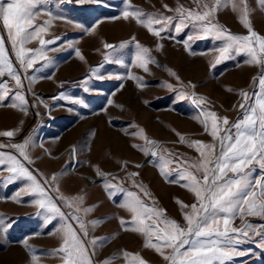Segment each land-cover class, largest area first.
Segmentation results:
<instances>
[{
  "label": "rangeland",
  "instance_id": "1",
  "mask_svg": "<svg viewBox=\"0 0 264 264\" xmlns=\"http://www.w3.org/2000/svg\"><path fill=\"white\" fill-rule=\"evenodd\" d=\"M236 2L239 3V0ZM246 2L253 30L264 36V11L257 0ZM128 4L145 14L163 16L178 15L175 11H167L165 5L173 10L178 5L186 9H197L193 0H128ZM125 7V0H103L101 4L47 0L40 11L51 12L60 17L52 20L47 31L41 34L45 40L59 38L56 43L47 46V55L53 65L40 72L29 70L27 73L38 77L31 85L32 94L27 91L28 81H24L27 115L18 109L0 105V132L15 133L11 138L0 136V143H22L25 138H30L32 146L28 151L33 163L25 164L38 175V179L50 180L55 175L58 179L53 187L59 188V194L65 197L84 196L83 206L93 208L84 219L103 221L95 229H89L91 237L103 239V246L96 249V264H101L106 259H111L113 264H127L122 256L124 251L138 254L145 264H166L154 250L143 246L142 236L121 229L118 218L131 220V215L118 207L124 196L120 193L110 199L102 186L105 181L97 175V170L106 174L111 183H119L125 191L137 192L146 203L151 204L152 200L133 187L128 178L129 173H138L134 178L136 183L147 189L156 206L166 210L168 218L184 225L182 210L175 201L191 205L195 202L194 196L180 186L183 182H168L177 179L175 172L168 177L162 176L155 166L157 161L133 147L145 145V141L138 138L137 133L143 129L147 138L156 141L161 149H168L184 158H198L196 150L181 143L179 137L204 143H212V140L196 119L199 111L191 103V99H180L178 94L194 92L197 98L203 97L207 101L201 105L202 108L216 112L221 118L227 117L232 123L241 117L243 111L238 107L241 103L238 93L243 86L249 84L253 75H259L261 69L246 63L248 58L244 53H233L232 59L223 60L215 68H211V63L220 55L215 49L222 46L221 41H214L212 38L193 39L189 43L191 52L195 54H190L183 43L178 41L185 40L193 33L191 27L184 29L176 39H159L135 20H125L122 17ZM47 19L49 17L42 14L36 23L43 24ZM212 20L233 35H248L231 4L219 10ZM0 34L11 52V44L7 43V30L3 29L2 21ZM162 35H175V24L169 32ZM105 43L115 46L117 51L113 53L112 49H105ZM122 43L127 46L119 49ZM136 43L148 48L156 61L155 64L148 65L147 73L132 64ZM157 44L163 46L159 51ZM39 46V40L35 39L25 47L36 49ZM53 48L56 50L52 51ZM76 50H79L83 60L76 55ZM109 53L122 59L124 64L105 63L104 57ZM12 59L15 61L14 56ZM44 62L40 60L34 67L39 68ZM97 67H100V74L106 77L109 74L126 77L131 71L141 78L144 86L138 87L134 80L126 78H90V70ZM169 72L175 73V76ZM24 75L21 72V76ZM3 79L9 78L5 76ZM9 83L12 87L15 86L14 81ZM190 84L196 87H187ZM164 85H171L174 90H169ZM257 85L258 81H255L243 91L252 93L258 90ZM84 87L89 91H84ZM61 94L70 99H53ZM40 98L48 104V111L39 103ZM72 99L82 100L83 106L72 103ZM214 99L221 105L214 102ZM109 100L112 101L111 104L108 103ZM11 102L7 100L5 103ZM48 114L53 118H49ZM185 132L192 134L187 136L184 135ZM41 142L56 158H50L41 149ZM72 148L75 149L73 153ZM65 150L67 151L62 154ZM5 151L16 154L14 149ZM73 154L76 163H73ZM125 160L140 163V167L129 163L117 174H112L114 170H119ZM176 166L173 163L170 168ZM249 168L253 169L256 178L264 175L260 165L255 162ZM73 172L91 175L96 182H85ZM8 175L10 174L6 171L0 172V178ZM26 184L27 181L9 183L6 186L0 184V220L10 225L6 233H0V264H33V255L38 258L37 264H62L58 256L53 255L61 241L57 235L50 234L59 226V221L54 220L46 225L44 216L40 214L42 210L33 203L36 197L20 191ZM50 194L54 197L58 195L56 192ZM57 203L61 204L60 201ZM62 210L66 213L72 211L66 207H62ZM246 220L254 224L264 223L254 217H247ZM232 226L242 227L241 220L237 218ZM24 241H27L29 250L25 249ZM242 247L250 249L255 255L236 258L235 264H264V251L257 249L254 244H244Z\"/></svg>",
  "mask_w": 264,
  "mask_h": 264
},
{
  "label": "snow or ice",
  "instance_id": "2",
  "mask_svg": "<svg viewBox=\"0 0 264 264\" xmlns=\"http://www.w3.org/2000/svg\"><path fill=\"white\" fill-rule=\"evenodd\" d=\"M79 4H101L103 0H75ZM47 3V0H0V21L3 29L7 30V43L11 44V52L6 47V41L0 34V105L18 109L27 115V100L25 98L24 81H28V92H31V85L38 77L28 75L29 70L40 72L53 65L48 57V45L56 43V39L45 40L42 33H45L51 21L60 17L54 16L51 12H41L40 9ZM197 9H186L178 5L174 10L165 5L167 11H175L177 16H163L161 14H145L139 9H133L128 0H125V9L122 17L136 21L138 25L159 39H176L177 36L189 27L193 33L183 41L185 50L190 54V41L193 39H208L221 41L222 46L215 49L220 53L210 67L215 68L223 60L233 58V53H244L247 56L246 63L257 66L261 69L259 75L254 78L258 81V90L252 93L241 91L242 115L235 122L230 123L227 117H219L216 112L202 108L207 103L203 97L197 98L194 92H180V99H191V103L199 110L196 117L212 140V143L203 141H188L183 136L179 137L181 143L194 148L198 158H184L172 153L168 149H161L160 145L144 134L140 129L138 138L145 141V145L137 146L146 156L150 155L157 163L155 166L164 177L172 172L176 173V180L169 183H180L194 196V203L186 205L176 200L175 202L182 210V218L185 224L168 218L166 210L156 206L147 189L137 184L135 177L138 173L131 172L128 178L132 186L143 193L144 197L152 200L146 203L137 192L125 191L119 183L113 184L108 181L106 174L97 170V175L104 179L102 185L107 191L110 199L122 193L124 199L118 207L126 210L131 215L130 221L119 219L123 231H131L143 238V246L150 248L159 254L166 264H235L236 258H243L255 255L250 249L242 247L244 244H254L257 249L264 251V223H251L247 217L258 218L264 221V175L254 177L253 169L249 168L254 162L260 165L264 171V36L259 35L252 28L249 20L250 10L246 0H193ZM261 10L264 11V0H257ZM232 5V10L239 15V22L247 30L248 35H233L212 18L221 9ZM242 5V7H241ZM47 15L49 19L43 24L36 23L40 15ZM175 24V35L163 36L162 33L169 32ZM158 25L159 27H154ZM39 40V47L36 49L25 46L32 40ZM135 39L134 37L132 38ZM71 47V44L68 45ZM127 45L122 43L119 49ZM163 46L157 44V51ZM105 49L117 51L111 44H104ZM135 53L132 64L149 71L148 65L155 64L150 50L135 45ZM55 51L56 49H51ZM76 55L83 60L79 50ZM15 57V61L12 57ZM40 60L45 62L39 67L34 65ZM104 62L108 64L123 65L124 61L114 57L112 53L106 54ZM19 65L17 68L16 65ZM102 67V66H101ZM21 72L25 73L22 77ZM90 78L104 79H131L138 87H143L141 78L128 72L127 76L109 74L107 77L100 74V67L90 70ZM175 76V73L169 72ZM7 76L9 79L4 80ZM179 80V78H176ZM9 81H14L12 87ZM85 84L87 81L84 82ZM123 85H121L122 87ZM169 90H174L171 85H164ZM195 88V85H188ZM84 91H89L84 87ZM229 91H231L229 89ZM53 99H70L61 94ZM11 100V103H5ZM72 103L83 106V101L72 99ZM112 103L111 100L108 101ZM36 105H33L35 107ZM235 107V106H234ZM39 115V113H37ZM202 117V119H201ZM13 131L0 132V136L11 138ZM32 146L30 138H25L22 143L8 144L0 143V172H7L5 178H0V184L7 185L18 181H27V184L20 191L36 197L33 201L38 209H41L44 220L51 224L54 220L59 221L53 235L60 239V245L53 255L58 256L62 264H96L94 257L96 249L103 246V239L91 237L89 229H95L101 220L86 221L84 217L93 211L92 207H84V196L65 197L59 194V188L53 187L58 177L53 175L51 179H38V175L30 170L25 162L33 163L29 155V148ZM42 146V145H41ZM5 149H14L16 154ZM47 151V150H45ZM75 149H73V152ZM176 163V168L170 165ZM140 167V165H137ZM231 174V175H230ZM115 179V178H113ZM56 192L57 196L50 193ZM19 195V192L16 194ZM60 201L61 204H58ZM62 207L71 209V212H64ZM239 218L242 227H233V222ZM74 222V223H73ZM6 225L0 220V233H6ZM26 250L27 241H24ZM170 250L165 252L164 250ZM123 258L127 264H145V261L138 255L124 251ZM37 257L32 256L33 264H37ZM101 264H113L111 259H106Z\"/></svg>",
  "mask_w": 264,
  "mask_h": 264
},
{
  "label": "bare ground",
  "instance_id": "3",
  "mask_svg": "<svg viewBox=\"0 0 264 264\" xmlns=\"http://www.w3.org/2000/svg\"><path fill=\"white\" fill-rule=\"evenodd\" d=\"M171 42V41H170ZM61 71V70H60ZM66 71V70H65ZM258 75L256 74V75H253L252 76V78L250 79V81H249V84L247 85V86H243L242 87V89H241V91H243V90H245V89H247V88H250L253 84H254V82H255V80H254V78H256ZM130 87V86H129ZM134 87V86H133ZM28 89V88H27ZM131 89V88H130ZM133 89V88H132ZM138 90V89H137ZM136 91V90H135ZM128 93V92H127ZM30 94H32V91L30 92ZM126 94V93H125ZM122 95H123V92H122ZM125 96V95H124ZM240 97L238 96V99H239ZM214 102H217L218 104H220L219 103V101H217L216 99H214L213 100ZM39 103H42L43 105H44V108H45V111H48V104L47 103H45V101L44 100H42L41 98L39 99ZM221 105V104H220ZM199 111V110H198ZM48 116H49V118L51 117L49 114H48ZM51 118H53V117H51ZM194 133V132H193ZM190 134H192V133H188V132H185V134L184 135H190ZM196 134V133H195ZM42 145V146H41ZM39 146L41 147V149H43V151L50 157V158H56V157H53L52 155H51V153H50V151H49V148L47 147V146H45L42 142L41 143H39ZM70 149V148H69ZM73 149L74 148H72L71 150V152L73 153ZM45 150H47V151H45ZM67 150H65V151H63L62 152V154L63 153H65ZM58 156H60V155H58ZM47 157V156H46ZM52 160V159H51ZM72 160H73V163H76V157H75V155L73 154V156H72ZM129 163H131V164H133L134 166H136L137 167V165H140V163H137V162H133V161H124V163H123V165L119 168V170H114V172H111L112 174H117L120 170H122L124 167H125V165L126 164H129ZM74 173V172H73ZM74 174H76V176H79L81 179H83L85 182L87 181V182H89V183H93V182H96V179L93 177V176H91V175H88V174H80V173H74ZM120 237V236H119ZM134 237V236H133ZM132 239V238H131ZM121 240V239H120ZM130 241V240H129ZM111 247V246H110Z\"/></svg>",
  "mask_w": 264,
  "mask_h": 264
}]
</instances>
